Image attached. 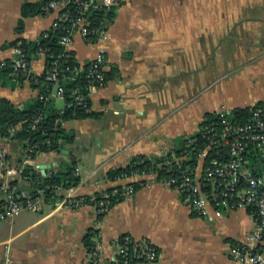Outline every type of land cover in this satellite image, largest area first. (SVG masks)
<instances>
[{
  "label": "crops",
  "instance_id": "1",
  "mask_svg": "<svg viewBox=\"0 0 264 264\" xmlns=\"http://www.w3.org/2000/svg\"><path fill=\"white\" fill-rule=\"evenodd\" d=\"M39 1L0 0V61L15 57L14 42H37L50 30L52 15L23 18V6ZM115 1L110 38L102 45L109 81L91 96L96 116L65 122L74 142L63 141L61 153L31 160L39 184L19 176L0 178V202L16 193L42 199L40 211L25 210L0 222V262L8 251L14 264H88L84 238L94 229L103 247L99 264H114L124 236L150 241L159 253L157 264H239L231 255L255 229L251 211L199 218L176 189L151 183L122 197L99 221L89 199L149 181L136 175L110 181L107 174L137 156L158 159L183 151L184 141L201 132L209 117L264 107V0ZM98 49L76 36L73 50L80 63L88 65ZM30 59L32 73L42 74L46 57L35 52ZM38 94L29 80L0 77V99L22 108ZM7 144L11 165H19L14 150L22 149L0 139L1 147ZM69 149L73 160L63 155ZM62 164H74L80 178L63 193L65 204L63 196H50L47 186H39ZM40 165L51 168L43 175ZM247 168L262 178L264 161L255 151L247 155Z\"/></svg>",
  "mask_w": 264,
  "mask_h": 264
},
{
  "label": "built area",
  "instance_id": "2",
  "mask_svg": "<svg viewBox=\"0 0 264 264\" xmlns=\"http://www.w3.org/2000/svg\"><path fill=\"white\" fill-rule=\"evenodd\" d=\"M115 3V0H51L44 13L52 15L54 20L50 30L41 38L48 39L50 31H58L60 51L44 47L40 39L37 40V51L46 57L47 64L43 73L36 75L32 73L27 49L19 40L13 47L15 57L0 61V74L5 73L17 83L29 80L39 90L37 98L41 102L62 100L65 103L63 112L65 109L90 112L91 96L103 90L109 81L111 66L102 45L110 38L112 23L107 17L94 19L92 14L107 10ZM76 36L82 37L87 44L99 46L98 53L88 65L76 58L73 50ZM70 82H79L80 87L68 89ZM41 122V117L34 118L31 129L38 130ZM10 131L14 133L15 129ZM201 135L204 146L193 168L189 164L191 158L184 151L181 156L173 155V160L165 163L169 170L175 168V175L166 178L157 171L144 172L136 176L149 181L136 184L144 187L158 183L176 189L191 214L199 218H220L225 212L251 211L255 229L234 246L231 256L239 264H264V180L247 168V155L251 151L258 153L264 161V107L253 109L245 122L235 120L233 113L222 111L216 118L206 121ZM190 144L195 146L194 150L197 149L196 139H190ZM8 145L0 148V178L19 176V180H27L24 172L32 160L29 154L34 149L23 151L22 162L12 166ZM134 185L116 190L112 195L106 194L105 201L95 207L97 216L109 211L112 196L130 197L135 194L137 188ZM46 189L60 197L68 190L63 185L47 186ZM63 197L65 204L68 199ZM83 201L86 202V199L83 198ZM89 201L94 203L96 198L91 197ZM41 202V196H12L0 205V222L13 220L25 210L40 211ZM117 246L116 264H132L130 258L144 259L139 262L144 264H157L159 260L157 248L148 240L135 241L129 237L122 244L119 240ZM102 250V245L97 242L88 264H99ZM120 256L124 260H119ZM0 264H14L8 251Z\"/></svg>",
  "mask_w": 264,
  "mask_h": 264
},
{
  "label": "trees",
  "instance_id": "3",
  "mask_svg": "<svg viewBox=\"0 0 264 264\" xmlns=\"http://www.w3.org/2000/svg\"><path fill=\"white\" fill-rule=\"evenodd\" d=\"M51 0H41L35 4H26L23 6L22 14L23 18L28 16H37L44 14V8L48 5ZM114 6L105 9L102 12L94 11L92 17L98 20V18L107 17L113 21V17L115 15ZM99 13V15H97ZM23 21H20L19 29H22ZM49 38L44 39L40 38V43L44 47L51 48L53 51H60L61 47L58 45V39L60 33L58 31H50ZM24 43L25 48L27 49L29 58L30 54L38 52V42H26L25 40H21ZM17 42V41H16ZM13 43V45L16 44ZM1 76H6L5 73L0 74ZM68 89H73L75 87H80L79 82H70L68 83ZM253 109H239L233 112V116L235 120H239L240 122H245L246 119H249L250 114ZM96 114L92 111L86 112L82 110L72 111L66 110L63 112L62 110L57 109L54 104V101L51 102H41L38 98L32 102H29L24 105V107L17 106L13 104L8 99L1 98L0 99V139H5L7 142L12 143L16 147H20L22 150L18 151V156L22 159L23 151L31 148L34 149L32 154H29L31 159H36L38 155L49 154V153H61L63 146L62 142H68V144H72L74 142V135L67 132L63 124L70 120L75 119H85L94 117ZM41 117L42 122L40 123L39 129L33 131L31 129V122L34 118ZM216 118V116L209 117ZM11 129H15L14 133H11ZM201 132L192 135L186 141H184L185 149L182 151L170 152L167 157H162L158 159L148 158L146 156H137L134 157L130 163L126 167L112 169L108 172L107 178L110 181H115L123 178H127L134 175H139L144 172L157 171L160 175L164 177H169L171 175H175V168L173 167L169 170L165 163L171 162L173 160V155L178 157L181 156L184 151H187L189 157L191 158L189 161L190 166L193 168L196 164V159L199 156V151L203 149L204 143L201 138ZM190 139H196L198 141L197 149L194 150L195 146L190 144ZM182 151V152H181ZM250 158L256 159V157L251 156ZM19 161V163H21ZM33 169L30 166H26L24 176H27L28 179L34 183H40V181L36 178V175L32 172ZM80 183V178L75 175V165L74 164H62L61 170L57 173L53 174L50 178L42 180L39 185L42 189L45 186H53V185H63L65 188L76 187ZM133 185V184H132ZM137 189L139 188L138 184L134 185ZM116 190H122V187H116L114 189H110L106 194L112 195ZM50 196H52L53 192L47 191ZM18 193L14 194L16 196ZM105 194V195H106ZM105 195H96L95 204L99 206L100 202L105 201ZM122 200V196L116 195L112 196L110 199L111 205L110 209L118 202ZM4 204V202H0V205ZM109 209V210H110ZM107 213H103L98 215V220L102 221ZM98 237V231L94 229H90L87 235L84 238V245L88 253H92L95 248L96 240ZM125 238H129V236H124L120 239V243L122 244ZM130 258V257H128ZM119 260H124V257L120 256ZM132 264H138L144 259H129ZM116 264V263H114Z\"/></svg>",
  "mask_w": 264,
  "mask_h": 264
},
{
  "label": "water",
  "instance_id": "4",
  "mask_svg": "<svg viewBox=\"0 0 264 264\" xmlns=\"http://www.w3.org/2000/svg\"><path fill=\"white\" fill-rule=\"evenodd\" d=\"M63 155H67L69 156L72 160L74 159V154H73V150H64L63 151ZM51 168L50 165H40L38 167V170L43 174L45 175L46 171L49 170Z\"/></svg>",
  "mask_w": 264,
  "mask_h": 264
},
{
  "label": "rangeland",
  "instance_id": "5",
  "mask_svg": "<svg viewBox=\"0 0 264 264\" xmlns=\"http://www.w3.org/2000/svg\"><path fill=\"white\" fill-rule=\"evenodd\" d=\"M56 107H57L58 109H63V108L65 107V103H64L63 101L58 100L57 103H56ZM0 148H1V146H0ZM14 152L17 153L18 151L15 149ZM9 156H10V155H9ZM262 178H263V180H264V173H263Z\"/></svg>",
  "mask_w": 264,
  "mask_h": 264
}]
</instances>
